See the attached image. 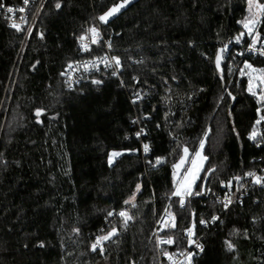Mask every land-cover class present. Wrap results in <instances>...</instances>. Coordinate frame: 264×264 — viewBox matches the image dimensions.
I'll list each match as a JSON object with an SVG mask.
<instances>
[{"label":"trees","instance_id":"16d2710c","mask_svg":"<svg viewBox=\"0 0 264 264\" xmlns=\"http://www.w3.org/2000/svg\"><path fill=\"white\" fill-rule=\"evenodd\" d=\"M123 3L102 28L122 60L123 86L108 71L69 90L77 38ZM249 17L248 0H49L21 57L22 35L0 21V264H157L152 232L165 209L178 243L196 223L204 243L196 264H264V186L227 211L213 199L264 169V100L249 91L254 74L245 67L264 69L245 51L255 33L264 40V13L252 35ZM242 33L224 62L237 74L224 65L219 73L218 48ZM203 140L206 162L192 191L203 196L181 206L173 165L184 149L192 159ZM124 206L127 223L110 218ZM216 213L223 222L202 228ZM113 229L93 250L95 236Z\"/></svg>","mask_w":264,"mask_h":264},{"label":"built area","instance_id":"2783aa9c","mask_svg":"<svg viewBox=\"0 0 264 264\" xmlns=\"http://www.w3.org/2000/svg\"><path fill=\"white\" fill-rule=\"evenodd\" d=\"M48 2L49 0H28V3L25 4L24 0H0V3L4 5V7L0 8V21L3 22L9 30L18 32L22 35L20 57L28 47L35 31L39 28L40 21ZM8 7L13 8L12 13L7 11ZM21 8L24 9L23 12L19 11ZM119 11L117 13H119ZM117 13L107 17L106 22L101 21L98 18L96 26L91 27L87 33L77 38V48L81 54V58L72 63L66 70L65 83L69 90H74L79 87L91 76L100 75L108 71H112L114 76L119 78L123 86V81L120 78L122 73V60L114 53L112 47L110 46V41L102 31V28L105 26L107 21L116 16ZM14 23L18 25V28L13 27ZM91 29H96V32L91 31ZM256 36L257 35L253 36L248 42L245 51L253 58L264 59V40L257 38ZM238 37L240 38L239 42L237 41ZM242 38L243 35L228 38L223 43L222 47L225 49L226 53H228L231 47L242 44ZM254 39L256 40L255 47H253ZM94 40L95 42H93ZM116 58L119 59V64L116 63ZM138 100L139 98L136 99V101ZM2 109L3 106L0 107V116ZM135 121L137 125L135 137L136 139L141 140L147 133L145 128L140 125L138 117L135 118ZM137 133L140 135L138 136ZM145 144L149 146V150L147 152L144 150ZM150 151L151 146L149 142L142 141V155L146 156L150 153ZM249 173H254V175H248ZM249 173L239 177L236 182L230 181L222 185V192L213 198L223 211H227L235 204L242 205L245 197L248 196L254 188H263L264 169H255ZM175 175L176 172L173 171V176ZM256 177L261 178L260 183L256 182ZM192 196L200 198L203 194L200 193V195H196V193H192L191 196L182 195L181 197L173 194L172 198H179L180 200L183 199L185 202L186 199L191 198ZM134 205L135 204H132L131 207ZM129 210L130 206H124L118 210H113L110 218H123L119 216L118 213L125 211L128 214ZM222 222V214L216 213L209 219V221L202 224V228H208L209 226H214L215 224ZM173 225V215L168 209H165L164 213L156 220L152 232L158 256L157 264H196L197 258H199L204 249L203 236L199 233L196 223L192 222V224L185 230L184 243H178L174 237L169 235L174 227ZM189 230H191V235L189 234ZM100 231H103V229ZM100 234L95 236L93 244H95L96 239L101 236ZM169 239H171L173 243L161 242ZM197 245L202 246V250L200 247H197ZM101 249L102 244L98 245L96 248V250Z\"/></svg>","mask_w":264,"mask_h":264},{"label":"snow or ice","instance_id":"6c2138e0","mask_svg":"<svg viewBox=\"0 0 264 264\" xmlns=\"http://www.w3.org/2000/svg\"><path fill=\"white\" fill-rule=\"evenodd\" d=\"M24 3L27 4V3H28V0H24ZM254 3H255V7H256V9L258 10V12L264 13V4H260V3L258 2V0H248L249 11L251 12V9H252V6H253ZM2 7H4V5H3L2 3H0V8H2ZM56 7L59 8V7H60V4L58 3V4L56 5ZM120 7H123V5H119V6L115 7V8H113V9H111L108 13H106L104 16H101L99 19H100L101 21L106 22L107 17L112 16L115 12H117V11L119 10ZM7 11H8L9 13H12V12H13V8L8 7V8H7ZM19 11L23 12L24 9L21 8V9H19ZM256 23H257L256 20H250V21H247V22L244 23V27L248 29V34H249V35H252V34H253V27H252V26H254ZM250 25H252V26H250ZM13 27H17V28H18V25H16V24L14 23V24H13ZM91 31L96 32V29H91ZM241 35H243V33H242ZM257 35H258V33H257ZM81 39H83V38H81ZM239 39H240V38L238 37V38H237V41H238V42H239ZM93 42H95V40H94ZM255 43H256V40L254 39V40H253V47H255ZM223 51H224V49H221V52H223ZM116 63H117V64L120 63V61H119L118 58H116ZM216 63H217V66H219V63H220V56H219V55L217 56V61H216ZM245 67H247V68H252V66H251L250 64H246ZM252 70H253V71H257L256 69H252ZM259 71H260L261 73H264V69H260ZM252 79H253V78H252L251 75L249 74V91H252L253 87H255V85H253V83H252ZM256 79H258V80L260 81V83L264 84V75H262V76H260V77H257ZM96 83H99V81H96ZM255 94H256V93L253 92V95H255ZM261 100H264V95L261 96ZM37 115H40V112H39V111L37 112ZM262 119H264V117H262ZM257 123H259V121H257ZM137 135L139 136L140 134L137 133ZM251 138H252V139H255V138H256V133H255V132L252 133ZM202 147H203V143H201V148H202ZM144 150H145V152H147V151L149 150V146H148L147 144L144 145ZM184 151H185V153H187L188 150H187V149H184ZM112 155H113V156H118V155H120V153H113ZM196 155H197V156H200V153L197 152ZM203 159H206V157H204ZM109 162L111 163V157H110V161H109ZM161 162H162L161 160H157V161H156V163H161ZM184 162H185L184 159L181 158L180 164L173 165V167H174L175 169H179V168L184 164ZM195 163H196V162L193 161V165H195ZM189 174L192 175V180L189 181V177H188V175H186V176H185L186 184H184V185H178V186H177V190H176V192L174 193V195H176V196H182V195H188V196H191V195H192L191 184H192V182H194V180L196 179V176H195L194 174L191 173V170H189ZM248 175H254V173H249ZM256 182H257V183H260V182H261V178H260V177H256ZM139 187H140V186L137 185V191H139ZM181 187L184 188L183 193H182L181 190H180ZM196 195H200V193L197 192ZM132 199H134V197H133ZM125 203H129V201H125ZM180 204H181V206H183V204H184L183 199L180 200ZM109 215H112V213H109ZM118 215L121 216V217H125V218H126V219H125V223H127V220H128V219H131V217L128 216L127 213H126L125 211H121L120 213H118ZM213 219H216V218H213ZM201 223H203V221H201ZM173 226H174V225H173ZM115 234H116V230L113 229V230H112L111 232H109L107 235H104V236H100V237H98V238L96 239V243L92 245V249H93V250H96L97 246L102 244V241H106V240L110 239V238H111L113 235H115ZM189 234L191 235V230H189ZM161 242H162V243H173V241H172L171 239L166 240V241H161ZM197 247H200L201 250H202V246L197 245ZM228 247H229V249H232L234 246H233L231 243H229ZM170 258H171V257H170Z\"/></svg>","mask_w":264,"mask_h":264},{"label":"rangeland","instance_id":"374dc122","mask_svg":"<svg viewBox=\"0 0 264 264\" xmlns=\"http://www.w3.org/2000/svg\"><path fill=\"white\" fill-rule=\"evenodd\" d=\"M119 5H123V7H120L119 10H122L124 9L127 4L123 3V4H119ZM118 5V6H119ZM118 10V11H119ZM117 11V12H118ZM117 12H115L114 14H116ZM121 11H119L120 13ZM117 13V14H119ZM262 14L261 12H258V10L256 9L255 7V3L253 4L252 6V9H251V12H250V17L248 18V21L250 20H256L257 23L253 26L254 28L257 27V24L260 22L261 18H262ZM115 17V16H114ZM113 18V17H112ZM252 26V25H251ZM257 38H259V35L256 36ZM228 54V53H227ZM225 60H226V57H225ZM225 62V61H224ZM226 67V69H228V72L230 74H232V76L236 75L237 72H238V68L239 66L238 65H235L234 62H231L229 64H225L224 65V68ZM247 68V67H246ZM253 69V68H252ZM251 73L254 74V80L252 81L253 82V85H255L254 89L255 91L258 92V96L261 98L262 95H264V84L260 83V81L258 79H256L257 77H260L262 75H264V73H261L259 70L260 69H257V71H253L251 70V68L249 69ZM255 72V73H254ZM203 143V147L205 146V142L204 140L201 142ZM201 143H200V148L197 152L200 153V156H197L196 154L194 155V157L192 159L191 158V153L190 151L188 150L187 153H185V151L183 150V154L181 156V158L184 159V164L179 168V169H175L174 168V172H176V175L174 176V181H175V185L180 183L181 185H184V183L180 181L181 179V176L186 173V175L191 176V174H189V170H191V173L193 174L194 171L198 172L197 176H196V180H197V177L200 176V174L202 173V170L204 168V161L205 159L204 158V154H203V147L201 148ZM196 152V153H197ZM181 158L179 159V161L176 163V164H180V161H181ZM193 161H195V165H193ZM175 164V165H176ZM185 180V178L183 179V181ZM196 180H194L196 182ZM194 182V184H195ZM194 184L193 186L191 187V191H193V188H194Z\"/></svg>","mask_w":264,"mask_h":264},{"label":"water","instance_id":"95a60500","mask_svg":"<svg viewBox=\"0 0 264 264\" xmlns=\"http://www.w3.org/2000/svg\"><path fill=\"white\" fill-rule=\"evenodd\" d=\"M221 49H224V48H223V47H219L218 50H217L216 57H215V67H216V69H217V71H218L219 73H223V71H224L223 65H224L225 57H226V55H227L225 49H224L223 52H221ZM218 55L220 56V63H219V66H217V63H216V61H217V56H218ZM234 104H235V99H233V101H232V106H231V108H230V110H229L230 113H231V111H232V108H233Z\"/></svg>","mask_w":264,"mask_h":264},{"label":"crops","instance_id":"0c3cea01","mask_svg":"<svg viewBox=\"0 0 264 264\" xmlns=\"http://www.w3.org/2000/svg\"><path fill=\"white\" fill-rule=\"evenodd\" d=\"M255 35H257V33H255ZM254 35V36H255ZM244 36V35H243ZM205 162H206V159H205V161H204V165H205ZM195 176H197V174H198V172H196V171H194V173H193ZM185 176H186V173H184L182 176H181V179H180V181H181V183L183 182H185L184 184H186V181L184 180L183 181V179L185 178ZM198 178L199 177H197V180H196V182L198 181ZM192 180V175L191 176H189V181H191ZM175 182V181H174ZM195 182V181H194ZM194 182H192V184H191V187L193 186V184H194ZM196 182H195V184H196ZM195 184H194V186H195ZM178 185H181L180 183H178V184H176V188H175V191L177 190V186ZM194 189V188H193ZM181 192L183 193V191H184V188L183 187H181ZM192 190V189H191ZM178 197H181V196H178Z\"/></svg>","mask_w":264,"mask_h":264}]
</instances>
